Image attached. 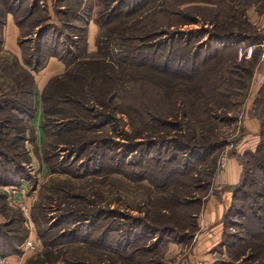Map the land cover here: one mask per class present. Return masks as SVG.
<instances>
[{
	"label": "rangeland",
	"instance_id": "374dc122",
	"mask_svg": "<svg viewBox=\"0 0 264 264\" xmlns=\"http://www.w3.org/2000/svg\"><path fill=\"white\" fill-rule=\"evenodd\" d=\"M22 1L23 7L17 17L24 20V11L32 0ZM67 3L41 0L39 6L42 9L35 10L33 18H29L19 31L16 41L18 51L15 53L6 46L5 25L1 28L0 24V94L12 92L16 77L25 70L33 74L36 86L35 74L42 69L35 72L25 63V58L27 56L28 59L27 52L31 53L39 41L36 37L39 25L36 27L33 23L34 18L40 15L45 18L41 25L54 24L58 27L63 46L75 51L79 59L102 57L110 49L117 57L121 48L126 51L142 48L143 38H149V44L154 46L153 50L159 56L170 49L171 37L178 39L179 43L201 47L202 55L215 53L214 60L201 75L198 84L208 96L213 94L211 87H214L216 95L227 106L220 109L212 107L208 113L202 110L198 114L197 111L191 122L187 119L182 121V128L178 131L160 133L156 121L166 118L168 123L179 124L180 119H174L173 115H181L182 110H177L179 106L176 102L182 95L177 90L182 88L183 82L179 79L167 80L169 78L145 67L138 70L132 68L128 82L115 85V95L105 106L96 101L89 104L91 111L88 115L81 113V106L76 101L70 105H59L58 108L68 116L77 117L76 128H81V125L85 128L82 134L77 132V138H71V141L78 139L75 143L80 148L84 146L82 142L85 139L90 141V147L79 149L76 153L72 146L63 143L66 137L56 135L51 127L46 134L42 130L44 139L41 145L35 142L34 124L39 123L41 130L44 121L41 93L51 78L59 75L50 77L40 93L35 87V118L31 121L26 139L20 142L21 151L26 153L25 159L22 157L25 163L23 169L21 165L24 178L14 186L0 183V228L8 230L14 237L12 242L23 241L15 253L0 257H8L10 264H110L109 257L120 245L121 237L128 232L133 234L130 244L147 248L155 246L154 243L163 238L160 247L136 257L143 264H149V260L151 264L226 263L227 253L220 245L222 234L224 230L227 235L237 233L236 227L228 225L229 220L239 223L245 222L244 219L231 216L225 221L223 216L219 243L208 252L209 255H204L207 256L205 258H195L198 252L192 238L198 231L197 216L203 202L211 194L213 180H210V175L213 179L216 171L222 169L231 156L241 164L243 154L255 150L259 143L258 134L264 129V88L259 94L264 87L261 47H257L249 58L239 56L240 47L260 45L264 41V0H138L134 5L140 9L127 16L112 11L115 2L107 8L102 0H82L76 16L70 12ZM109 13L110 17H106ZM6 18L12 19L17 27L15 17L9 14ZM240 29L243 33L238 32ZM229 31L238 32L234 35L244 34L249 39L233 44L232 38H223L231 34L227 33ZM88 33L90 42H87ZM154 34L160 37L153 38ZM19 39H28V43L20 46ZM144 50L141 49V53ZM106 58L105 55L104 61ZM31 62H35L34 57H31ZM69 96L76 100L75 96ZM128 110L133 111L132 116ZM134 111L139 112L134 114ZM7 112L0 110V116ZM246 116L255 120L258 130L257 142L244 149L239 143L246 134L242 125V121L247 120ZM144 118L146 122L142 124ZM11 119L16 127L22 124L19 117L13 114ZM49 120L56 122L52 117ZM184 122L193 124L195 128H188ZM6 132L2 131L0 139L9 137L3 135ZM193 132H196L197 139L204 135L222 145L203 162L200 158L195 161L183 151L176 150L180 142L170 143L181 133L191 135ZM151 135L158 141L153 139L155 143H150L154 142L149 137ZM148 137L149 140L146 139ZM186 158L197 168L181 175L179 172ZM8 167L10 164L0 158V173L6 174ZM250 177L251 181L255 178L259 180L258 177ZM209 180V185L203 186ZM232 186L234 184L230 186V192ZM249 189L246 188V193L251 194L253 200L248 204L253 206L255 200L260 199ZM259 202L262 203L261 200ZM236 205L239 208L242 202L237 200ZM248 210L245 208V213L248 214ZM48 227L55 228L47 231ZM160 231L167 233L165 237L160 235ZM28 239L33 243L32 250L23 248ZM178 243H182V249H169L171 244ZM123 244L128 246L127 242ZM0 249V252L4 251L3 247Z\"/></svg>",
	"mask_w": 264,
	"mask_h": 264
},
{
	"label": "trees",
	"instance_id": "16d2710c",
	"mask_svg": "<svg viewBox=\"0 0 264 264\" xmlns=\"http://www.w3.org/2000/svg\"><path fill=\"white\" fill-rule=\"evenodd\" d=\"M34 1L36 3H33ZM40 1L41 0H32L24 11V20H21L18 19L17 13L23 7L22 0H0V6H4L3 8L0 7V14L2 13L0 15V24H2L1 28L4 27L6 23L5 19H7L6 17L10 14L12 17H15L14 20L19 30L22 29L27 20L33 18L35 10L38 9L40 11L42 9L39 6ZM62 1L68 2L67 5L70 8V12H73L76 16V11L79 9L82 0ZM253 1L257 2L258 0ZM112 2H115L112 11H119V15L122 16L130 15V13L133 14L136 10L140 9L139 6L136 7L134 5L137 4L138 0H102L103 6H106L107 8ZM122 9H125L124 11H126L124 14ZM106 17H110V13L109 16L107 15ZM44 19V16L42 17L40 15L34 18L33 24L36 27L39 25L36 34L37 40L39 41L34 45V49L31 53L27 52L29 57L27 59L26 56L25 63L28 64L32 70L37 72L43 68L44 61L48 57L53 56L58 58L59 61L64 62L66 69L61 75L52 77L41 93L42 113H44V121L41 123V130L46 134L49 132V127H51L54 129L56 135H61L62 137L64 135L66 140L63 143L72 146L76 153L79 149L85 150L86 147H90V141L88 138L85 139L82 142L84 146H81V148L75 143L78 139H73L74 142L71 141V138H77V132L81 131L82 134V131L85 130V128L83 125L80 126L81 128L78 127L79 129L76 128L77 117L71 116V114L68 116L63 110L58 108L59 105H70L76 101V103L81 106V113L88 115L91 111L89 104L91 102L95 103L96 101L98 104L105 106L104 104L109 102L110 97L115 95V85L120 83L121 85H124L128 82L129 71L132 70V68L138 70V68L143 69L145 67V69H150L151 71L154 70L157 74L165 76L166 79L169 78L167 80L179 79L183 82L182 88H178L177 90V92L179 91L182 95L176 102L177 106H179L177 110H182L181 115H178L177 113H174L173 115L174 119H180L179 124H177V122L174 124L168 123L166 118L159 120L160 122L155 120L160 126H158L161 129L158 131L160 133L168 130L178 131L180 127L182 128V121L187 119L191 122L192 116H194L197 111H199L198 114L201 113L202 110V112L208 113L212 107L220 109L227 106V104L222 102L220 97L216 95L214 87H211V92H213V94L208 96L202 92V85L199 86L200 84H198L199 79L202 78L201 75L205 72L209 64H211V61L214 60L215 53L202 55L201 47H193L186 42L179 43L178 39L174 40V38L171 37L170 43L172 45L170 44V49L162 56L161 54L159 56L155 53V50H153L154 46L149 44V38H143V43L140 45L142 48L136 47L127 49V51L121 48V52L117 57L114 54L113 49H110V51L108 52L107 50V53H104L102 57L94 56L79 59L80 57L75 54V51H72V49L67 46H63L60 39L61 37H59L61 32L58 27L54 24L41 25ZM97 22L100 26L101 23H99V20H97ZM51 31L54 32L51 33ZM238 32L243 33L241 29ZM238 32L229 31L227 33L231 34L224 35L223 38H232L231 42L233 44H238L243 42V40L249 39L244 36V34L234 35V33ZM152 37L158 38L160 35L158 36L154 34ZM139 38L142 39V37ZM18 42L20 46H23L24 43H28V39H19ZM160 42H164V40H161ZM141 49H145L144 52L141 53ZM105 55L107 58L104 61ZM31 57L35 58V64L31 62ZM39 60L42 62H39ZM15 83L16 86L12 89V92L0 94V110H8V114L0 116V135L2 134V131L6 130L7 132L3 133V135L5 137L9 136L6 137V139H0V158L4 163L10 164L6 174L5 172L4 174L0 173V183L11 186L20 184L21 180L24 178L21 165L23 169L26 153L23 150L21 151L20 142L22 143L26 139L25 135L30 130L31 121L35 118V112L37 109L34 99L35 81L33 80V74L29 70L23 71V74L21 72V74L16 77ZM178 84L181 85V82ZM160 85L161 84L158 86ZM98 86L102 87L99 88ZM263 88L264 87H261L259 90L260 95L263 92ZM69 95L75 96L76 100L71 99ZM60 111H62V113ZM128 111L129 115L132 116L133 111ZM136 112L139 111H134V114H136ZM12 114L19 117V123L21 122L22 124H19L16 127V124H14V121L11 119ZM51 117L56 119V122L60 123L58 125H56V122L51 123L49 120ZM141 122L142 124H145V118ZM184 123L188 128H195L191 123ZM193 123L195 124V121ZM146 127L149 129L148 125H146ZM14 131L17 133L15 134ZM258 136L259 143L255 150L246 151L241 157V177L238 183L232 186L233 195L231 206L224 215V218L226 217L225 221L227 219L229 220L231 216H239L241 218L240 220H245V222L240 221L239 223H232L233 221L229 220L228 225H230V227H236L237 233L227 235L224 230L222 234L220 245L225 248L228 258V261L224 264H264V129L260 130ZM149 137L154 141L150 143H155L156 139V142L158 141V138H154L152 135ZM149 137L146 139L149 140ZM177 137L178 138L170 141V143H181L179 149L176 150L183 151L186 156H191L195 161L200 158V162H203L214 149L222 145V143L215 140L210 141V138H205L204 135H200L197 139L196 132H193L191 135L181 133ZM159 139H162V137ZM248 156L252 160H250ZM22 157H24V159ZM186 160L187 161L182 165L183 169L179 172L181 175L188 174L190 171H194L195 168H197V166L195 167L188 158H186ZM250 175L254 178L258 177L259 180L255 178L251 181ZM211 177L212 174L210 175V180H212ZM210 180L206 182V185L203 184V186H208ZM247 187L251 189L252 194L255 193L258 195L262 203L259 202L260 200H255L256 202L253 206L248 204L253 198L251 194L246 193ZM237 200L242 202V205H239V208H237L236 205ZM197 202H188V204L192 203L191 205H196ZM245 208L249 209L248 214L245 213ZM34 218L37 221V217L34 216ZM52 228L55 227H48L46 230L48 231ZM161 234L163 235L162 237H165L167 233L161 232L160 235ZM132 235V233L130 234L126 232L121 237L120 245L113 250L112 257L115 259L112 257H109L108 259L110 264H143L141 260L138 261L136 257L149 254L153 251L154 247H160L163 242V238H159L154 243L155 246H149V248L143 245H132L129 243ZM13 238L14 237H11L8 233V230L5 229L4 231L0 228V248H4V251L0 252L1 256L11 255L15 253L14 251H16L17 248L18 250L20 249L23 241L15 243L14 241H11L14 240ZM100 239L101 237L99 240ZM179 241L182 242V240ZM97 242L100 243L99 241ZM126 242L128 244L127 247L123 244ZM116 244L118 245V242ZM148 263L151 264L152 261L149 260Z\"/></svg>",
	"mask_w": 264,
	"mask_h": 264
},
{
	"label": "crops",
	"instance_id": "0c3cea01",
	"mask_svg": "<svg viewBox=\"0 0 264 264\" xmlns=\"http://www.w3.org/2000/svg\"><path fill=\"white\" fill-rule=\"evenodd\" d=\"M19 31L15 27L12 19L8 18L4 27V39L5 44L13 53L18 51L16 44L17 38L19 36ZM91 36L88 33L87 42H90ZM93 39V38H92ZM90 50V48H89ZM44 65L42 70L35 74L36 80V90L37 93H40L41 89L45 86L48 79L55 75H61L66 69V66L63 62L58 61L54 57H49ZM38 95V94H37ZM247 120L242 121V125L245 127V136L240 140L239 143L241 148H251L255 144L257 137L258 125L255 120L249 119L246 116ZM37 122V121H36ZM36 130V144L41 145L43 142L44 136L42 130H40L39 123L34 124ZM248 131V133H247ZM242 166L240 162L234 156H231L230 159L226 161L224 167L220 170H217L214 174V178L211 181V194L208 198H205L203 202L202 210L197 216V226L198 231L193 235V242H195V249L198 252L196 259L205 258L204 255L210 252L215 245H217L220 240L222 232V218L225 215L228 205L231 199L232 191L230 192L229 188L231 185H235L241 177ZM182 243L171 244L170 250L172 248H177L179 251L182 249ZM176 250V249H175ZM206 255H209L206 254Z\"/></svg>",
	"mask_w": 264,
	"mask_h": 264
},
{
	"label": "built area",
	"instance_id": "2783aa9c",
	"mask_svg": "<svg viewBox=\"0 0 264 264\" xmlns=\"http://www.w3.org/2000/svg\"><path fill=\"white\" fill-rule=\"evenodd\" d=\"M257 47H261V53H260V57H262V59L264 60V41L262 43H260V45H255V44H252V45H249V46H246L244 48L240 47L239 48V56H245L247 58H249L253 52L255 51V49ZM23 248L24 250H32L34 247H33V243L31 240H26L24 245H23ZM0 264H10L9 261H8V257H0Z\"/></svg>",
	"mask_w": 264,
	"mask_h": 264
}]
</instances>
